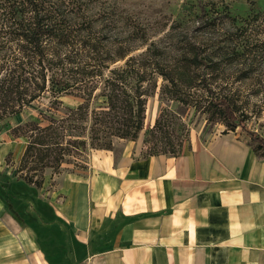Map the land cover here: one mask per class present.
<instances>
[{
	"label": "trees",
	"instance_id": "obj_1",
	"mask_svg": "<svg viewBox=\"0 0 264 264\" xmlns=\"http://www.w3.org/2000/svg\"><path fill=\"white\" fill-rule=\"evenodd\" d=\"M89 11L82 0H0V122L48 100L47 108L37 107L35 120L12 129L27 140L18 171L29 185L42 187L36 173H56L90 150L137 141L160 81L165 99L193 108L208 125H223V134L240 128L254 152L264 155V137L247 128L248 114L239 105L238 83L251 78V68L236 63L247 60L244 46L223 48L221 54L189 51L169 64L156 46L136 54L135 39L111 34L108 19ZM260 14L246 23L260 22ZM240 29L247 32L248 25ZM69 95L80 104L57 116ZM178 121L186 129L180 114L169 109L161 114L146 132L161 145L148 156H160L159 148L176 151Z\"/></svg>",
	"mask_w": 264,
	"mask_h": 264
},
{
	"label": "crops",
	"instance_id": "obj_2",
	"mask_svg": "<svg viewBox=\"0 0 264 264\" xmlns=\"http://www.w3.org/2000/svg\"><path fill=\"white\" fill-rule=\"evenodd\" d=\"M93 161L26 217L0 205V264H264V159L234 132Z\"/></svg>",
	"mask_w": 264,
	"mask_h": 264
},
{
	"label": "rangeland",
	"instance_id": "obj_3",
	"mask_svg": "<svg viewBox=\"0 0 264 264\" xmlns=\"http://www.w3.org/2000/svg\"><path fill=\"white\" fill-rule=\"evenodd\" d=\"M90 5L89 14L107 18L112 33L121 38L135 39L134 46L140 48L136 54L150 46L163 52L166 63L180 61L189 51L222 53L223 48L244 46L248 51L247 60L236 61L239 68H251V78L239 84V105L248 114L247 128L264 137V0H82ZM261 13L260 22L246 23L254 15ZM114 24V27L113 25ZM248 25V31L240 28ZM251 25V26H250ZM116 26V27H115ZM257 54V55H256ZM256 56V57H255ZM236 67V66H234ZM237 70V68H236ZM163 82H159L155 96L149 98L144 131L135 142L116 140L111 151H88L85 158L73 159L71 164H63L58 172L47 170L35 174V181L44 183L42 187L29 185L19 172L20 161L27 146L25 138L16 137L13 128L29 119L38 117L37 107L47 108L48 100H41L34 108H27L24 114L11 120L0 122V205L8 213L26 217L28 212V192L39 198L41 195L57 191L69 175H86L92 170L94 154L100 158L114 152L116 157L127 154L132 147L141 150V156L148 157L160 143L155 138H147L161 114L170 110L181 115L186 129L178 121V138L174 141L176 151L159 148L160 155H180L190 152L199 142L207 143L215 136L222 135L223 125H208L206 116L177 102L165 99L161 93ZM64 107L57 116H63L67 108H76L81 100L75 96L62 98ZM235 136L251 145L247 135L239 128ZM149 140V143L146 140ZM252 146V145H251ZM253 148V147H252ZM165 151V152H164ZM100 152V153H97ZM263 157L262 153H259ZM96 162V161H95ZM98 162V161H97ZM50 197V196H49ZM12 214V215H13Z\"/></svg>",
	"mask_w": 264,
	"mask_h": 264
}]
</instances>
